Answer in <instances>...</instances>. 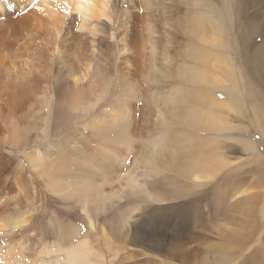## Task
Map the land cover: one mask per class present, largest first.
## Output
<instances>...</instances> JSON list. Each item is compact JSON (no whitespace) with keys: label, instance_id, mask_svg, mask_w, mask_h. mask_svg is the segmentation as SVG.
<instances>
[{"label":"rangeland","instance_id":"374dc122","mask_svg":"<svg viewBox=\"0 0 264 264\" xmlns=\"http://www.w3.org/2000/svg\"><path fill=\"white\" fill-rule=\"evenodd\" d=\"M200 1L211 11L213 5H219L220 11L215 8L213 10L222 18L217 25H220L225 49H222L221 44H218L220 47L217 49H211L210 46L201 49L187 42L186 29L181 22L184 16L180 17V13L175 10L180 4L184 7L186 0H179V5L177 0H162L160 14L152 22L157 29L159 47L164 51L162 54L177 56L180 53L190 56L189 59L184 57V66L190 67L194 72L201 73L207 68L206 73L215 80L213 69L218 66L215 60L227 54L226 61L233 64L235 82L242 90V108H237L238 114L230 119L231 125H237L231 133L226 132V137H218L220 139L216 138L214 141L210 139L220 132L195 133L203 144L209 141L211 143L208 144V149L212 151H206V157L215 156L225 162L224 170L217 177L212 176V181L207 182L204 178L199 180L205 181V184L195 187L196 190L189 180L177 178L175 172L139 161L149 144H161L166 135L158 121L160 108L157 103L153 105L155 109L152 108V117L147 113L144 115V110L151 109L148 98L155 95L169 101L187 91L185 88L192 86L191 81L183 86L167 83L165 86L156 84L157 87L154 83L140 79L143 90L140 93L130 86L132 93L136 95L133 104L137 113L135 133L132 135L135 148L127 150L126 147L115 144L120 141L127 143L126 133L119 136L111 130L113 126L107 125L111 118H119L123 111L120 104L124 93L121 89L126 80L123 79L122 72L123 51L117 43H110L109 50L107 49L109 56L106 53L101 63V68L110 73L108 81L112 83V87L106 90L99 85V93L95 96H100L101 101L98 103L96 98L89 97V102L95 106L87 116L83 112L86 117L81 118L80 114L64 107H53L50 113L49 101L55 99V95H51L54 86H50L48 82L56 77L61 80L68 78V67L70 63H74L72 57L66 58L67 63H64L60 59L62 56L55 58L48 46H45L47 50H39V41L35 38L31 40V33L25 32L24 40L11 37L12 41L7 45L8 39L4 43L3 40L0 41L1 46L5 47L0 56L3 69V72L0 70V254H11L12 264H78V261L82 262L79 264H264V134L263 129L257 125L253 110L255 103L264 105V94H256V99L246 96L251 90L248 83L255 76L252 70L247 69L240 49V24L233 15L236 0H220L213 4L210 0ZM34 5L37 4L33 3L32 6ZM141 12L139 10L141 15L145 13ZM153 17L150 18L153 20ZM177 20L181 23H177ZM142 29L144 30L143 27ZM32 33L36 36L35 31ZM198 50L212 53L210 64L204 65L203 60L200 63L199 57L203 52ZM43 53L50 54L51 59L46 63L45 76L39 74L36 77L34 66L37 68L40 64L33 57L36 54L42 56ZM219 53L222 55H218ZM42 61L45 64V55ZM161 63L166 64L165 61ZM97 80L100 79L96 78L94 81ZM202 87L200 84L199 94L191 93L190 96L203 95L205 92ZM207 87L208 85L205 89ZM193 89L194 86L191 90ZM109 91L112 92L108 93ZM215 92L219 99L225 98L223 93H218L216 87L210 94ZM20 93L24 99L14 101ZM28 96H36L43 102L35 105V102L29 101ZM186 98L187 96H181L183 101ZM230 100L236 102L234 98ZM23 102H27L25 106L16 108ZM84 104L85 108L89 106L87 99ZM56 111L60 112L59 115ZM241 112L245 117L239 116ZM88 125H96L106 130V134L96 131L99 136L90 135V131H84ZM172 128L175 131L174 136L172 135L175 138L173 149L179 150L184 147L180 143L181 130H177L175 126ZM12 129L16 130L15 134L10 132ZM241 133L252 141L255 153L244 149L242 137L238 136ZM188 139L191 141V137L187 138V143L190 142ZM54 143L62 147L51 153L48 148ZM238 147L242 150L239 151ZM59 152L66 156L61 160L65 166L63 170L57 165ZM40 155L46 157L41 170L28 163L29 158ZM198 160L202 162L203 154L196 152L194 161ZM78 163L84 166L83 171L76 168ZM196 167L191 169L192 173L196 171ZM43 169L47 173L57 174L58 181L66 187L67 192L78 181L74 177H81L84 173L86 180L93 179L89 182L95 185L96 196L116 210L109 206L108 209L111 210L107 209L102 215L94 211H83L79 204L76 206L77 203L73 200L63 199L50 189L42 177ZM131 181L154 189L158 187L159 190H153L151 198H143V194L140 198L139 193H125L129 190L127 185L129 183L130 186ZM181 181L186 182L187 186L175 183H182ZM199 181L197 182L202 183ZM162 199L165 201H161ZM125 220L132 223L130 233H133L136 241L141 242L145 237L151 240V243H146L151 249L147 245H130L118 239ZM90 221L93 222V227ZM73 225L78 232L70 238L67 236L68 229ZM80 242L85 243L86 249L81 253V260L74 263L70 253L76 254L72 248L77 247Z\"/></svg>","mask_w":264,"mask_h":264},{"label":"bare ground","instance_id":"6f19581e","mask_svg":"<svg viewBox=\"0 0 264 264\" xmlns=\"http://www.w3.org/2000/svg\"><path fill=\"white\" fill-rule=\"evenodd\" d=\"M161 1L162 0H0V41L3 40L4 43L8 39L7 45L8 42L12 41L11 37H14L15 40H24L25 32L27 34L31 33L29 36L30 39L33 40L35 38L36 41H39L37 43L39 50L45 49V46H48V50L55 55V58H57V56H62L60 59L63 60L64 63H67L66 58H69V56L72 57L74 63H70L71 65L68 67V78L61 80L56 77L48 82L50 86H54L51 95H55V99L52 98L49 101L50 113L53 107H64V109L67 108L68 111L80 114V117L82 116L81 118H85L87 114H89V110L95 106L93 103L89 102V97L96 98L98 103L101 101L99 100L101 98L100 96H95V94L99 93V85L103 86V88L105 87L106 90L112 87V83L108 81L110 73L108 70H103V68H101V63L106 53L108 55L107 51L109 50L110 43H117L123 51L121 56L124 59V70H122V72L123 79L126 80L127 83L125 82V84H123V89H121L122 93H124L122 95L123 101L120 104V106L123 107L122 114L119 118H111V122H107V125L113 126L111 130L119 136L126 133L125 136L128 142L124 143L120 141L115 144L120 145V147H126L127 150L135 148L132 135L135 133V115L137 113V111L135 112L136 109L133 104L136 95L132 93L130 86L140 93L143 91L140 85V79L154 83L155 85L164 86L167 85V83L181 84L183 86L185 83L191 81L192 86L185 88L187 91H183L181 95H176L169 101L162 100V98H158L155 95H150L148 98V104L151 109L148 111L144 110V115L147 113L149 117H152L154 113L152 108L155 109L153 105L157 103L156 105L160 108L158 109V121L161 123L160 125H162L166 135L163 136L161 144H157L156 142L153 143L154 145L149 144L139 161L152 167L157 166L168 172H175L177 178L189 180L194 190H196L198 187H202V185L205 184V181L202 182L199 180L205 179L207 182L212 181V176L217 177L219 172L224 170L225 162L219 158L217 159L215 156L206 157L205 152L212 151L208 149L210 141L207 142V144H203L204 142L202 139L196 138L195 133L200 131L206 134L208 132L213 134L215 132H220L218 135L213 136L210 139L211 141H214L216 138L220 139L218 137H226L228 135L226 132L231 133L237 125H231L230 119H232V117L235 118L233 115L238 114L237 108H242V90L239 88L238 83L235 82V72L232 68L233 64L231 65L226 61L228 60L227 54L225 57H217L215 60V63L218 65L213 69L216 74L215 80L212 75L206 73L208 71L207 68L204 69L205 71L199 73L198 71L194 72L190 70V67L184 66L186 63L184 57H187V59L190 57L186 54L180 55L179 53L177 56L173 54L167 55L168 53L162 54L164 51H161L159 47L160 41L157 40V29L155 25L152 24L154 19L160 14L159 6ZM186 1L187 4L183 7L179 3V0H177L178 5L180 4L182 8L178 6L179 8L175 10L180 13V17L184 16V18L182 17L183 20H179H181L184 29H186L187 42L201 49H207V46H210L211 49H217L220 47V44L222 49H225V43H222L224 40L223 35L220 33V25H217L221 22L222 18L219 13L214 11L215 9L219 10V5L216 4L215 7L213 5L215 9L213 10L212 8V12L208 6L204 7L200 0ZM215 1L220 2V0H210L212 4ZM163 2H165V0H163ZM33 3L37 5L32 6ZM138 4H140V6ZM11 7H13V9H11ZM26 8L27 11H25ZM139 10L142 11L141 13H143V11L145 13L141 15L139 14ZM233 10L235 11V13L233 12L235 20L238 18L239 21L237 20V22L240 24L238 38L242 56L245 60L247 69L252 70L255 76L254 79L250 80V83H248V87L251 90L247 92L248 94L246 96H252L254 98L256 94H264V0H236ZM211 15H214V17L212 18ZM152 16H154L153 20L150 18ZM178 22L180 21L177 20V23ZM145 23L146 25H144ZM180 29H182V27H180ZM34 31L36 36L32 33ZM4 48L0 43V56L3 54L1 51ZM45 50H47V48ZM198 52H203L199 57V59L201 58L200 63H202L203 60V62H205L204 65L210 64L212 53L210 51L199 50ZM43 55H45V64L42 61ZM43 55L37 56L36 54L33 57L34 61H39L38 64H40L37 65V68L34 66L33 72L37 71L36 77H39V74L45 76L47 70L46 63L51 59L49 56L50 54L46 55L43 53ZM218 55L222 54L219 53ZM161 61H165L166 64H162ZM1 63L0 59V70L3 72ZM106 74L107 76L105 77L104 75ZM96 78H99L101 81H94ZM200 84L203 86L202 88H204L203 90L205 93L196 96L199 94L197 92L200 91ZM204 85H208V87L205 89ZM193 86L195 90H191ZM215 87L218 93L224 94L225 98L219 99L218 96H216V92L210 94ZM111 92L112 91H109L108 93ZM21 93L14 101H22L24 99ZM191 93L197 94L195 96H190ZM142 94H144V92L141 93V95ZM181 96H187L186 100L183 101ZM232 98L236 100L235 103L230 100ZM28 99L29 101L35 102V105L43 102L36 96H28ZM86 99L89 105L87 108H85L84 104ZM27 102L17 105L16 108H22ZM253 110L257 118V125H259L260 129H263L262 131L264 134V105L255 103ZM83 112L86 113V116H83L85 115ZM59 113H57V115H59ZM239 116L245 117L243 112H241ZM172 126L177 127V130H181L182 141L180 143L184 147L179 150L173 149L175 148V141H173L175 140L173 137L175 131ZM240 128L238 127V129ZM84 129V131H90L89 133L92 136H99L96 134V131L102 132L101 134L103 135L106 134V130L100 129V127H96V125H88ZM15 131V129H12L10 132L15 134ZM238 136L242 137V146L244 149L255 153V147L252 141L246 138V135L243 137L242 133ZM189 137H191V141L188 139L190 142L187 143L186 140ZM214 143L217 142H213V144ZM213 144L211 146H213ZM59 147L62 146L55 143L51 144L48 151L55 153ZM181 150L184 151L182 152ZM240 150L242 149L239 148V151ZM196 152L203 154L204 161H194ZM39 157L35 156L29 158L28 163L31 164H29L31 167L34 168L37 166L38 169L41 170L44 167L45 163L43 161L46 157H42V155ZM65 157L66 156L63 155L62 152L58 153L57 165L60 167V170L65 169L64 163L61 161ZM197 157L199 156H196V158ZM34 164L36 165L33 166ZM193 167H196L194 173L191 172ZM76 168H80L82 171L84 170V166L80 163L76 164ZM43 170L42 177L44 181L48 183L50 189L63 199L73 200L77 203L76 206L78 204L81 206L83 211H94L98 212V215H102L109 206H112L108 202L101 200L99 196H96L95 185L89 182L93 181V179L86 180V176L83 177V175H85L84 173L81 177H74V179L78 181L75 183V187L72 190L68 189L69 192H67L66 187L58 181L57 174L47 173L45 169ZM215 172L216 174H214ZM209 178H211V180H207ZM173 180L177 181V179ZM197 181L202 183H198ZM175 183L181 186H187L186 182ZM127 187L129 190L123 192H128V194L139 193L138 196L140 195V198L145 196L143 198L146 199L151 198V192L153 194V190L158 188L154 189L148 185H138L135 181H131L130 186L128 183ZM161 201L165 200L162 199ZM112 210H116V208L113 207ZM22 224H24V222ZM90 224L93 227L92 221H90ZM131 225L132 223L129 220L123 221L120 230L122 234L118 239L130 245H147L149 249H151V247L146 244L147 242L151 243L149 238L145 237L146 239H143L141 242L139 240L136 241L133 233H130L133 227ZM1 226L2 225H0V227ZM77 232L78 230L75 225H73L68 229L67 236L71 238V236ZM175 244L177 245V242ZM84 249H86L85 243H81L77 247L72 248V250L76 251L75 255L70 253V255L72 254L70 258L74 263L77 262L78 259L81 260V257H83L81 253ZM86 251L88 252V250ZM10 255L9 253L7 255L2 252L0 254V264H12L13 262L10 261ZM79 263L82 262L78 261V264Z\"/></svg>","mask_w":264,"mask_h":264},{"label":"snow or ice","instance_id":"6c2138e0","mask_svg":"<svg viewBox=\"0 0 264 264\" xmlns=\"http://www.w3.org/2000/svg\"><path fill=\"white\" fill-rule=\"evenodd\" d=\"M25 11H27V8L25 9Z\"/></svg>","mask_w":264,"mask_h":264}]
</instances>
